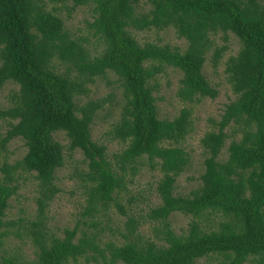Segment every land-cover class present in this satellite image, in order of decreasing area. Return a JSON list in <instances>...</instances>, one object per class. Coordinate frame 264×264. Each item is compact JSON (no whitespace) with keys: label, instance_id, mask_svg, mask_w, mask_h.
I'll list each match as a JSON object with an SVG mask.
<instances>
[{"label":"trees","instance_id":"16d2710c","mask_svg":"<svg viewBox=\"0 0 264 264\" xmlns=\"http://www.w3.org/2000/svg\"><path fill=\"white\" fill-rule=\"evenodd\" d=\"M46 1L70 3L71 9L91 5L86 27L103 48L92 57L88 38L73 37L42 0H0V89L8 82L17 86L9 94V106L0 110L7 123L0 146L19 138L27 149L21 160L1 168L0 246L19 169L34 173L38 181L37 215L23 225L35 247V259L27 264H76L79 259L85 264H195L210 255L221 258L218 264H264V0H146L147 11H137V0ZM170 27L186 41L184 51L140 44L131 32ZM228 33L240 42L224 70L236 98L218 121L210 120L213 129L200 139V184L189 195H177L176 180L189 163L180 142L192 128L190 110L182 108L172 120L159 119L152 82L165 66L172 67L182 72V101L215 98L203 66L211 50V63L217 66L227 46H217L215 38L221 34L226 42ZM108 72L122 90L120 116L105 135L123 148L111 159L106 145L92 138V125L106 99L80 103L88 85ZM231 122L238 127L233 135L241 137L231 138L222 161L228 137L224 130ZM57 133L66 136L69 153L83 156L85 169L74 173L87 202L81 216L95 226L113 207L122 222L121 230H115L120 244L102 242L99 232L79 228L84 220L64 229L62 237L48 231L46 207L59 192L55 173L65 161ZM145 165L161 174L155 187L159 203L135 218L128 207L137 197L127 184ZM121 192L127 193L128 206L119 201ZM174 213L191 218L185 234L171 229ZM208 215L217 219L213 229L204 225ZM145 222L160 226L154 227L156 241L142 239ZM0 260L22 264L15 257Z\"/></svg>","mask_w":264,"mask_h":264},{"label":"rangeland","instance_id":"374dc122","mask_svg":"<svg viewBox=\"0 0 264 264\" xmlns=\"http://www.w3.org/2000/svg\"><path fill=\"white\" fill-rule=\"evenodd\" d=\"M45 9L53 11L65 23V27L69 30L73 37H87L86 46L92 57L97 56L103 46L99 44L95 38L89 33L86 24L92 20V6H80L71 9V4H51L46 0H42ZM137 11H147L149 6L146 0H137ZM55 10V11H54ZM131 29V28H130ZM133 36L140 44L151 42L160 46L168 45L171 48L177 47L180 51H184L187 43L184 39L178 38L173 28L164 30H144L137 31L131 29ZM221 34L216 36L215 44L222 46L226 44L227 50L223 53L222 58L213 66L211 63L212 50L207 54L206 61L203 66V73L211 86L216 89L217 96L215 98L203 97L196 98L194 102H185L178 95L181 87L182 72L178 69L165 66L154 81V96L156 98L157 115L159 119L172 120L175 118L182 108L190 110L191 130L183 141L180 142L188 157L189 163L186 169L177 178L175 183V194L189 195L200 184L199 177L203 172L204 150L201 147L200 139L204 134L213 129L210 120L218 121L223 114L226 106L232 103L236 96L233 93L230 84L227 81L225 74V64L230 56H235L240 49L239 40L231 33H228L227 41L224 42ZM59 71H63L64 67L56 63ZM151 83V84H152ZM89 92L87 96L81 97L80 103L90 99L105 100L103 108L97 112L94 124L92 125V138L99 144L106 145L108 157L111 159L112 153L120 151L123 145L109 141L105 135L109 126L118 120L120 116L121 102V87L117 81V77L108 72L106 77L98 78L94 83L88 85ZM12 90H17V86L12 83H6L0 89V110L9 106V94ZM111 101V102H110ZM237 124H231L224 130L227 134L224 148L220 154V159L224 161L227 156V146L231 138H240V133L233 135V131L238 130ZM7 129L6 121L0 119V136L4 135ZM64 150V165L55 173L54 183L59 192L53 197L46 207V217L48 231L56 236L62 237L63 231L66 228L72 229L76 223L80 224L83 230L87 232H99L102 242L116 241L120 244L116 229L121 230V217L117 211L111 207L108 210L107 216L102 215L97 225L92 226L90 221H86L81 216L83 208L87 202L79 189V183L74 179L75 169L83 168V156L79 151L69 153L68 140L63 133H57L54 136ZM1 139V138H0ZM27 149L24 142L16 138L9 141L5 146H0V180L4 173L2 169L4 165L12 166L25 155ZM148 165L142 166L136 171L133 176V181L128 183V189L131 195H135V204L128 210L132 212L131 216L140 217V212L146 210L147 207L155 206L159 200L155 194V187L160 179V172L157 169L151 170ZM6 174V173H5ZM18 186L17 193L9 199V208L4 217V225L1 231L6 235L3 238L0 246L1 257H15L19 263L27 264L35 259V247L26 231L23 228L25 222H31L37 215V197L38 181L35 179L34 173H27L19 169L14 172ZM129 193V194H130ZM127 193L121 192L119 201L126 204ZM22 220L20 222L19 220ZM191 218L180 213H174L170 216L169 222L171 229L176 234H185ZM14 222V224H12ZM217 219L213 215L206 216L204 225L206 228L213 229L216 227ZM160 227L156 223L145 222L140 231L143 240L156 241L154 227ZM80 234V233H79ZM78 234V236H79ZM19 235V236H18ZM1 261V260H0ZM221 258L216 255H210L206 258L199 259L195 264H218ZM76 264H85L83 259H79ZM94 264V263H89Z\"/></svg>","mask_w":264,"mask_h":264}]
</instances>
